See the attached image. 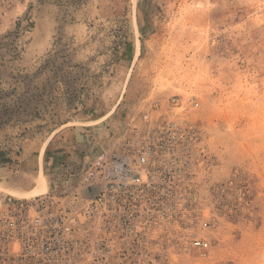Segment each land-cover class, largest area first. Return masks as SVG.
<instances>
[{
  "label": "rangeland",
  "instance_id": "rangeland-1",
  "mask_svg": "<svg viewBox=\"0 0 264 264\" xmlns=\"http://www.w3.org/2000/svg\"><path fill=\"white\" fill-rule=\"evenodd\" d=\"M114 107L144 114L145 131L172 120L194 134L179 209L127 251L128 264H264V0H0L6 137L37 139L42 159L54 130L91 129ZM100 133L76 142H91L94 157L73 148L54 173H15L31 188L0 191V264H35L11 259L20 243L6 237L5 203L49 184L76 187L88 162L122 141ZM8 154L0 150V165H15ZM40 174L44 188L20 194ZM192 234L209 241L205 255ZM76 264L93 263L84 255Z\"/></svg>",
  "mask_w": 264,
  "mask_h": 264
},
{
  "label": "built area",
  "instance_id": "built-area-1",
  "mask_svg": "<svg viewBox=\"0 0 264 264\" xmlns=\"http://www.w3.org/2000/svg\"><path fill=\"white\" fill-rule=\"evenodd\" d=\"M193 141L190 131L162 120L151 130L131 132L103 159L90 160L73 189L9 199L6 237L20 243L11 259L76 264L87 255L93 264H111L113 251H121V264H128L127 251L179 209L177 188L190 184L186 155ZM188 239L206 254L208 240Z\"/></svg>",
  "mask_w": 264,
  "mask_h": 264
},
{
  "label": "crops",
  "instance_id": "crops-1",
  "mask_svg": "<svg viewBox=\"0 0 264 264\" xmlns=\"http://www.w3.org/2000/svg\"><path fill=\"white\" fill-rule=\"evenodd\" d=\"M117 105L118 103L115 104V107ZM115 107L99 120L93 121L94 124H92L93 127L91 129L80 128L79 126L74 128L64 124L60 129L54 130L48 137L49 140L46 146H44L42 159L36 156L40 152L42 144L37 139L21 141L15 136L6 137L5 133L0 131V136H2L0 150H6L9 154H14V157L17 159V162H14L15 165H12L13 163H10V160L0 165V179H5V182L1 184L5 186V189L9 190H27L31 188V181L26 180L20 183L16 179L15 173L19 171L26 172L29 178H32L35 173L38 174L39 171L44 172L49 169L54 173L58 167L62 166L61 162L65 161L64 156H67V153H71L73 148L82 147L84 149V156L88 153L94 157L96 155L94 152L98 150L94 148L91 142L88 145L84 144V146L77 145L76 142L88 140L90 135L95 134L97 131L101 132L103 140L110 139L112 141L114 139L113 143L117 146L121 140H126L131 132H140L147 128L148 125L144 119L147 117L144 114L139 113L138 117L134 113L136 109H128V112H126L119 109L116 110ZM96 125L100 127H95ZM15 149L18 151L17 153H14ZM14 166L18 167V169H14ZM49 166L50 168H47ZM50 190H52V187L49 184L45 193ZM3 195L6 196L7 193H3Z\"/></svg>",
  "mask_w": 264,
  "mask_h": 264
},
{
  "label": "bare ground",
  "instance_id": "bare-ground-1",
  "mask_svg": "<svg viewBox=\"0 0 264 264\" xmlns=\"http://www.w3.org/2000/svg\"><path fill=\"white\" fill-rule=\"evenodd\" d=\"M40 173V172H39ZM44 186H45V179H44V177H43V175L42 174H40V176H39V179H38V187L35 189V190H32V191H25V192H22V193H20V194H22V195H28V194H30V193H32V194H36V193H38V192H40V190L42 189V188H44ZM5 188H4V186H3V184H0V191H2V190H4ZM21 192V191H20Z\"/></svg>",
  "mask_w": 264,
  "mask_h": 264
}]
</instances>
